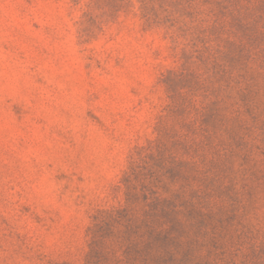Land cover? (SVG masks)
I'll list each match as a JSON object with an SVG mask.
<instances>
[{
	"label": "rangeland",
	"instance_id": "1",
	"mask_svg": "<svg viewBox=\"0 0 264 264\" xmlns=\"http://www.w3.org/2000/svg\"><path fill=\"white\" fill-rule=\"evenodd\" d=\"M0 264H264V0H0Z\"/></svg>",
	"mask_w": 264,
	"mask_h": 264
}]
</instances>
